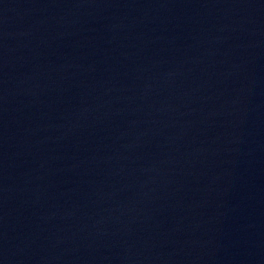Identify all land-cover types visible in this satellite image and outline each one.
Masks as SVG:
<instances>
[{"label": "water", "instance_id": "obj_1", "mask_svg": "<svg viewBox=\"0 0 264 264\" xmlns=\"http://www.w3.org/2000/svg\"><path fill=\"white\" fill-rule=\"evenodd\" d=\"M0 264H264V0H0Z\"/></svg>", "mask_w": 264, "mask_h": 264}]
</instances>
